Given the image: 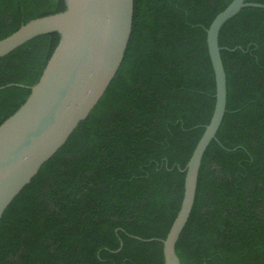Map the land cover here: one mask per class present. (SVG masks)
I'll return each instance as SVG.
<instances>
[{"label": "trees", "instance_id": "1", "mask_svg": "<svg viewBox=\"0 0 264 264\" xmlns=\"http://www.w3.org/2000/svg\"><path fill=\"white\" fill-rule=\"evenodd\" d=\"M230 1L133 0L130 40L104 94L2 214L0 264H163L183 169L214 109L206 30ZM64 9V0H0V40ZM58 41L40 35L0 57V124ZM218 45L226 111L175 252L182 264H264V8L227 20Z\"/></svg>", "mask_w": 264, "mask_h": 264}, {"label": "water", "instance_id": "2", "mask_svg": "<svg viewBox=\"0 0 264 264\" xmlns=\"http://www.w3.org/2000/svg\"><path fill=\"white\" fill-rule=\"evenodd\" d=\"M64 1L63 11L32 19L0 40L3 57L37 36L59 34V41L38 81L29 88L28 97L0 124V219L100 100L130 40L133 0ZM244 7L264 8V4L231 0L206 30L215 82L214 109L183 169L180 207L161 240L163 264H182L175 245L194 204L202 156L216 139L226 111V77L218 35L223 24Z\"/></svg>", "mask_w": 264, "mask_h": 264}]
</instances>
